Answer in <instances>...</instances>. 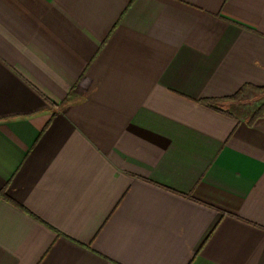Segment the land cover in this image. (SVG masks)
<instances>
[{
	"label": "crops",
	"instance_id": "1",
	"mask_svg": "<svg viewBox=\"0 0 264 264\" xmlns=\"http://www.w3.org/2000/svg\"><path fill=\"white\" fill-rule=\"evenodd\" d=\"M245 86L264 0H0V264H264Z\"/></svg>",
	"mask_w": 264,
	"mask_h": 264
},
{
	"label": "trees",
	"instance_id": "2",
	"mask_svg": "<svg viewBox=\"0 0 264 264\" xmlns=\"http://www.w3.org/2000/svg\"><path fill=\"white\" fill-rule=\"evenodd\" d=\"M251 89H253V87L245 86L237 94H235L232 97L222 99V100H203L202 103L208 107L215 108L216 105H219L222 102L223 103L224 102H239L241 101L242 97ZM254 90L264 94V88H254ZM261 117H264V104L260 105L256 109V111L252 114L248 122L253 123L255 120ZM1 196H4V194H1Z\"/></svg>",
	"mask_w": 264,
	"mask_h": 264
},
{
	"label": "rangeland",
	"instance_id": "3",
	"mask_svg": "<svg viewBox=\"0 0 264 264\" xmlns=\"http://www.w3.org/2000/svg\"><path fill=\"white\" fill-rule=\"evenodd\" d=\"M263 95L258 94V96H256V97H249V96L247 97L245 95L244 98L242 97L243 98L242 106H237L236 107L237 110L235 109V111L238 112V113H243V112H247V111L251 110V108L252 109L253 108L256 109L257 107L256 106L253 107V105H255L256 102H259V100H261V99L264 100V96ZM261 102H263V101H261Z\"/></svg>",
	"mask_w": 264,
	"mask_h": 264
}]
</instances>
